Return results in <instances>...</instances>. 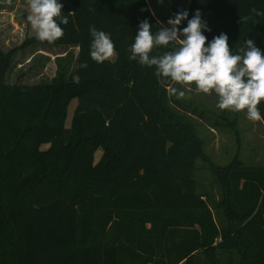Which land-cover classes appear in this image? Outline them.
Returning <instances> with one entry per match:
<instances>
[{"label": "trees", "instance_id": "trees-1", "mask_svg": "<svg viewBox=\"0 0 264 264\" xmlns=\"http://www.w3.org/2000/svg\"><path fill=\"white\" fill-rule=\"evenodd\" d=\"M61 3L70 15L59 40L35 36L0 48V264H200V256L206 264H264V166L236 156L213 168L225 223L218 222L197 193L203 142L171 106L174 84L129 59L139 23L155 29L167 20L147 0ZM197 10L209 40L226 33L230 48L247 38L264 51V0H190V18ZM93 27L114 42V62L91 59ZM35 44L78 48L76 72L67 63L50 83L9 84L14 57Z\"/></svg>", "mask_w": 264, "mask_h": 264}, {"label": "clouds", "instance_id": "clouds-1", "mask_svg": "<svg viewBox=\"0 0 264 264\" xmlns=\"http://www.w3.org/2000/svg\"><path fill=\"white\" fill-rule=\"evenodd\" d=\"M28 7L27 21L39 41L53 43L64 35L62 25H68L70 14H63L61 0H29ZM89 31L91 59L97 64L111 60L116 49L110 36L94 27ZM211 31L199 10L191 18L188 11H179L168 19L167 26L155 29L145 19L130 42L129 59L153 69L162 83L181 85L172 89L178 98L186 91L214 94L217 109L264 121V51L247 38L242 46L230 48L226 33L209 40L205 33ZM157 49L165 51L154 54Z\"/></svg>", "mask_w": 264, "mask_h": 264}, {"label": "rangeland", "instance_id": "rangeland-1", "mask_svg": "<svg viewBox=\"0 0 264 264\" xmlns=\"http://www.w3.org/2000/svg\"><path fill=\"white\" fill-rule=\"evenodd\" d=\"M154 13L161 20L174 17L179 11L188 9L190 0H147ZM29 0H0V48L9 52L21 46L36 34L27 21L30 14ZM167 26V22H164ZM69 53L70 59L65 57ZM76 47H47L39 44L20 49L13 59V65L7 75L9 84L32 86L42 83H50L56 77L60 65L71 64L69 74L77 70ZM64 56L62 59L59 57ZM52 56H58L52 62ZM117 53L109 60L114 62ZM180 89L181 85L174 84L169 88L171 106L178 110L186 122L193 125L197 135L203 142L205 159H197L194 169L197 193L203 200L209 203L216 215L218 222L225 223L222 212L216 208L221 199L220 178L214 174L213 168L229 165L234 157L238 156L247 166H264V124L261 121H250L245 113H233L221 111L216 108L217 97L214 94L205 95L195 91H186L185 96L178 98L172 94V89ZM179 99L188 108H178L174 99ZM78 100L71 101L66 119V127L73 125L75 110ZM186 107V106H184ZM190 108V109H189ZM198 110V114L192 110ZM200 115V116H199ZM49 145L42 146L47 150ZM103 154L99 149L95 156L98 162ZM201 257L200 264H206Z\"/></svg>", "mask_w": 264, "mask_h": 264}, {"label": "water", "instance_id": "water-1", "mask_svg": "<svg viewBox=\"0 0 264 264\" xmlns=\"http://www.w3.org/2000/svg\"><path fill=\"white\" fill-rule=\"evenodd\" d=\"M120 35H121V38L127 42H129V39L127 38V35H126V31H125V28H121L120 30Z\"/></svg>", "mask_w": 264, "mask_h": 264}, {"label": "crops", "instance_id": "crops-1", "mask_svg": "<svg viewBox=\"0 0 264 264\" xmlns=\"http://www.w3.org/2000/svg\"><path fill=\"white\" fill-rule=\"evenodd\" d=\"M44 48H47V47H44ZM65 55H66V53H65ZM65 55H64V56H65ZM61 56H63V55H61ZM56 57H58V56H52V59H51L52 62L54 61V59H55Z\"/></svg>", "mask_w": 264, "mask_h": 264}]
</instances>
